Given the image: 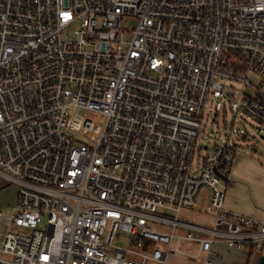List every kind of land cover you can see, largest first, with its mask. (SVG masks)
Segmentation results:
<instances>
[{
    "label": "built area",
    "instance_id": "1",
    "mask_svg": "<svg viewBox=\"0 0 264 264\" xmlns=\"http://www.w3.org/2000/svg\"><path fill=\"white\" fill-rule=\"evenodd\" d=\"M225 102L264 122V0H0V264L264 254V220L225 206L236 144L200 135ZM203 190L212 225L181 218Z\"/></svg>",
    "mask_w": 264,
    "mask_h": 264
},
{
    "label": "rangeland",
    "instance_id": "2",
    "mask_svg": "<svg viewBox=\"0 0 264 264\" xmlns=\"http://www.w3.org/2000/svg\"><path fill=\"white\" fill-rule=\"evenodd\" d=\"M134 23V19L124 20V26L127 29H131ZM226 82L232 86V89L235 90L237 94H240L243 91L244 84L242 81L229 79ZM253 82L256 83L257 79H254ZM247 90H251V87H247ZM225 104V107L219 111L212 107L207 108L200 129L202 139L210 142V145L212 146L216 143H235L238 149V155L236 157L237 165L240 157L244 156V159L246 160L245 163H251V167L255 166L251 161H254L259 165L254 171L256 175H264V138L261 136L264 134V122L249 116L245 111L240 110L238 113L231 109L227 102H225ZM87 116L96 119L94 114H87ZM205 152L206 150H201V154ZM240 166H237L238 168L235 166L236 168L234 171L232 170L233 174L236 173V169L237 172H239ZM262 183L264 184V182ZM17 190L18 187L16 183L7 184L0 175V208L4 209L7 213L11 212ZM157 212L159 214L165 213L163 210H158ZM169 216L172 217L174 215L170 214ZM204 216V213L198 212L193 208L184 207L181 218L195 222L203 219ZM156 227L164 229L161 225H156ZM6 228V225L0 222V237H3L5 234ZM11 228L17 232H32V227L27 225L14 224ZM123 238H127V235H124ZM122 240L126 241V239ZM155 244L164 247V244L160 242H155ZM185 244L188 243H182L183 246H185ZM258 255L259 254H256L254 256L260 258ZM168 263L179 264L178 261L174 259Z\"/></svg>",
    "mask_w": 264,
    "mask_h": 264
},
{
    "label": "crops",
    "instance_id": "3",
    "mask_svg": "<svg viewBox=\"0 0 264 264\" xmlns=\"http://www.w3.org/2000/svg\"><path fill=\"white\" fill-rule=\"evenodd\" d=\"M237 159V158H236ZM244 156L240 157L234 163L233 171L240 166L239 172L233 174L232 180L224 183L226 190L225 206L230 211L242 212L264 220V175L259 176L254 172L259 165L251 161L255 166L251 167V163H245ZM236 166V167H235ZM237 167V168H238ZM238 175V176H237ZM208 191L203 190L200 194L197 209L198 212L204 213L205 216L198 223H207L212 225L215 217L205 210V204L208 203ZM17 193L15 195L16 200ZM15 202V201H14ZM14 204V203H13ZM12 204V205H13ZM2 239V237H0ZM190 251H195V244H186ZM255 253H250L245 249H237L227 246L225 243H216L213 245L210 257L216 264H259L260 258ZM260 256V255H258ZM261 257V256H260ZM177 258V259H176ZM177 260L179 264H201V259L190 258L186 256H170L168 262ZM167 262V264H169Z\"/></svg>",
    "mask_w": 264,
    "mask_h": 264
},
{
    "label": "water",
    "instance_id": "4",
    "mask_svg": "<svg viewBox=\"0 0 264 264\" xmlns=\"http://www.w3.org/2000/svg\"><path fill=\"white\" fill-rule=\"evenodd\" d=\"M261 136L264 138V134ZM259 264H264V254L261 255Z\"/></svg>",
    "mask_w": 264,
    "mask_h": 264
}]
</instances>
